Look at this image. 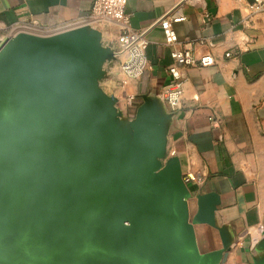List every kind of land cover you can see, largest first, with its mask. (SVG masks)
<instances>
[{"label": "water", "instance_id": "obj_1", "mask_svg": "<svg viewBox=\"0 0 264 264\" xmlns=\"http://www.w3.org/2000/svg\"><path fill=\"white\" fill-rule=\"evenodd\" d=\"M114 62L90 25L0 44V264H221L231 251L223 227L222 247L200 252L195 228H217L220 198L192 194L167 155L158 98L132 119L118 110L100 85ZM255 251L264 264V232Z\"/></svg>", "mask_w": 264, "mask_h": 264}, {"label": "crops", "instance_id": "obj_2", "mask_svg": "<svg viewBox=\"0 0 264 264\" xmlns=\"http://www.w3.org/2000/svg\"><path fill=\"white\" fill-rule=\"evenodd\" d=\"M93 1L0 0V38L21 26L65 30L90 25L101 32L105 46L118 50L119 26L92 23ZM249 3L127 0L130 29L144 33L145 58L151 69L131 78L116 61L105 67L107 74L100 84L117 100L116 107L126 118L134 117L144 95L158 98L172 114L167 155L179 159L192 194L213 192L220 198L217 228H195L200 252L222 247L219 231L223 227L233 236L231 251L221 264H250L264 232V10L253 12ZM167 14L185 18L174 25L177 48L214 60L209 67L181 69L184 97L174 111L166 104L172 48L165 44L158 25ZM190 211L196 212L195 201Z\"/></svg>", "mask_w": 264, "mask_h": 264}, {"label": "built area", "instance_id": "obj_3", "mask_svg": "<svg viewBox=\"0 0 264 264\" xmlns=\"http://www.w3.org/2000/svg\"><path fill=\"white\" fill-rule=\"evenodd\" d=\"M126 3L127 0H94L90 11V21L94 24L109 22L119 26V48L116 50V61L119 62V69L131 78H139L151 69L145 58L148 42L144 37V33H136L130 29L129 17L125 10ZM248 8L253 12H262L264 10V0H252L248 4ZM184 19L183 16L167 14L158 20L165 44L172 48L170 56L173 64L167 69L171 84L166 90V104L172 111L180 108L184 97L181 69L187 67L204 68L214 64L213 58L209 55L196 57L190 50L177 48L178 40L174 25L184 21ZM21 27V29L17 28L18 30L11 36L19 32L47 36L64 31L45 30L33 25ZM11 36L0 38V44ZM227 56L229 55L227 54ZM132 100L133 98H130L129 102ZM187 181L185 180L186 183ZM260 231L262 232V230Z\"/></svg>", "mask_w": 264, "mask_h": 264}, {"label": "rangeland", "instance_id": "obj_4", "mask_svg": "<svg viewBox=\"0 0 264 264\" xmlns=\"http://www.w3.org/2000/svg\"><path fill=\"white\" fill-rule=\"evenodd\" d=\"M263 204H264V200H263Z\"/></svg>", "mask_w": 264, "mask_h": 264}]
</instances>
